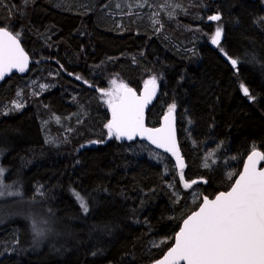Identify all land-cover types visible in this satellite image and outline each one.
Returning <instances> with one entry per match:
<instances>
[{"label": "trees", "instance_id": "16d2710c", "mask_svg": "<svg viewBox=\"0 0 264 264\" xmlns=\"http://www.w3.org/2000/svg\"><path fill=\"white\" fill-rule=\"evenodd\" d=\"M59 1L0 0V26L19 34L31 58H46L45 69L57 71V86L8 115L1 114L2 103L14 98L35 65L0 85V156L6 180L19 181L22 200L50 220L39 238L32 228L33 220L42 221L39 215L3 220L0 264H146L172 244L182 219L203 195L226 190L245 156L253 149L264 152V0H180L183 11L188 7L191 23L188 17L181 21H188L189 29L211 33L223 26L220 44L198 43V54L184 50L195 45L192 32L172 24L162 21L156 34L148 20L128 16L119 27L102 7L104 0L88 3V8ZM216 14L219 21L202 18ZM228 57L238 60L236 68ZM153 77L158 92L146 124L157 126L165 108L176 105L183 181L181 171L169 166L165 171L130 153L134 141L104 138L108 113L96 89L115 80L139 91ZM74 112L86 115L81 136L59 147L46 144L41 120ZM206 151L215 155L209 167L203 164ZM227 166L233 168L231 177ZM192 180L200 190L194 202L184 187ZM72 189L89 198L87 213ZM5 214L0 211V218Z\"/></svg>", "mask_w": 264, "mask_h": 264}, {"label": "snow or ice", "instance_id": "6c2138e0", "mask_svg": "<svg viewBox=\"0 0 264 264\" xmlns=\"http://www.w3.org/2000/svg\"><path fill=\"white\" fill-rule=\"evenodd\" d=\"M138 6L143 7V4ZM153 15L157 16L159 13H153ZM220 19L219 14L208 17L210 21ZM261 19L264 20V17ZM153 23H159V21L154 20ZM222 31L221 26L216 28L211 38L213 45L220 44ZM18 35L0 26V79H3L6 71L16 68L23 72L28 65L29 58L20 46ZM220 50L224 52L223 48ZM225 55L227 56V53ZM228 59L233 68H236L238 60L232 57ZM76 78L81 79L79 76ZM112 84L116 85V81L113 80ZM149 84L153 86L156 84L155 77L146 82L143 96H137L123 83L117 86L115 92L100 90L108 97L106 102L112 113V119L105 125L108 136H115L117 140L122 137L128 140L136 136L146 137L157 148H163L175 156L178 166L183 169V160L179 155L170 119L176 105L173 103L169 106V115L164 117L165 123L162 127L146 128L144 125V108L154 94V88L148 90ZM240 88L249 100L256 99L243 83ZM17 95L20 93L18 92ZM13 104L16 109L22 107L15 101ZM260 161H264V153L253 149L247 157L243 172L239 174L229 191L220 192L214 199L203 197L199 210L184 219L182 227L175 233L174 245L163 259L155 261V264H181V262L184 264H264V168L257 167ZM204 166L209 165L205 163ZM4 171L0 168V176ZM180 178L184 180L182 171ZM196 183V180L185 182L184 187L191 188ZM10 187L4 186L0 181V197L20 194L18 191H4L5 188L10 189ZM71 192L82 211L87 213L89 198L74 189ZM46 225L47 221L33 222L32 228L37 238L45 234Z\"/></svg>", "mask_w": 264, "mask_h": 264}, {"label": "rangeland", "instance_id": "374dc122", "mask_svg": "<svg viewBox=\"0 0 264 264\" xmlns=\"http://www.w3.org/2000/svg\"><path fill=\"white\" fill-rule=\"evenodd\" d=\"M86 1V2H84ZM60 0L59 2L70 4L73 7H81V8H88V3H93L97 0ZM154 1H158L157 4H153ZM164 1L162 4L160 3V0H104L102 3V7H106L107 9V15L111 20L115 19L116 24L119 25V27L123 26V18L132 16V20H137L143 18L148 20V24L154 26L155 33L161 31L162 27V21L166 24V26L169 27V25H174L176 29L179 27L181 31L184 32H192L191 40L192 43L195 45L191 46L187 50L188 52H191L192 54L196 53L198 54V50L195 47L198 43H208L210 45H213L211 43V38L215 34V30L218 26L222 27V25H217L214 27L211 33L200 32L197 30H194L192 28L189 29V22L191 21V18L188 17L187 9L188 7L185 6L184 10H182V3L180 0H161ZM188 2H191L193 0H186ZM187 2V3H188ZM139 4H143V7L138 6ZM163 6V8H162ZM153 13H159V15L154 16ZM212 16V15H210ZM189 19V22L186 20L181 21L182 18ZM180 18V19H178ZM202 18L207 22L208 17ZM154 20H158L159 23H153ZM191 23V22H190ZM171 27V26H170ZM223 36V31H222ZM222 38V37H221ZM175 47L178 48L176 45ZM195 47V48H194ZM223 56H226L223 52H221ZM47 61L46 58H42L41 56H35L32 58V64L34 66L35 73L31 76H28L25 78L24 85L17 89L14 98L10 99L8 101H5L1 105V114L8 115L15 111H18L22 109L24 106H26L29 102L34 101L39 95L45 93L46 91L54 88L57 86V71H53L52 68H46L44 67V62ZM61 68V66H60ZM79 75H72V77L76 78ZM80 77V76H79ZM77 79V78H76ZM81 83L86 84L88 86H91V84L88 81H85L84 79H78ZM147 82V81H146ZM144 82V84L146 83ZM120 85L116 82V85L111 84L110 86H107L105 88H97L96 93L98 95V99L101 101V103L106 107V113H108V104L107 100L108 97L103 95L100 91L101 89L108 90L115 92L117 86ZM157 89L158 85L155 84ZM241 85V83H240ZM43 86V87H42ZM20 93V95H17V93ZM17 102L22 105L19 109H16L13 102ZM169 108L168 106L165 108ZM85 114L77 115L75 112L71 115L66 116H59V115H49L41 120V128H42V135L45 143L52 144L53 146L59 147V145L70 142L72 139H78L82 131L84 129L82 125V120L85 118ZM58 118V119H57ZM107 124V122H106ZM103 125L104 129V138L109 139L108 136V129ZM128 150L130 153H132L135 157H146L148 160L157 163L161 165L165 171H168L167 166L171 168H175L173 162L169 165L167 163L168 156L156 149H154L152 146L148 145L144 141H138L135 140L133 144L128 145ZM211 154V155H210ZM207 158V159H206ZM215 160V155L212 152L206 151L203 156V164L207 163L209 166L213 163ZM208 166V167H209ZM0 168H3L5 171L3 172V175L0 176V181H2L4 186H11L9 188H5L4 191H12V192H19V195H4L0 197V211L5 212L6 214L0 218L2 221H0V224L3 223V220L6 218L12 219L15 217H19L21 214H30L32 219L34 217H38V215L41 217L42 221L50 222L49 218H47L44 213H42L40 210H37L35 208H31V206L27 203H25L22 200V188L20 186L19 181H7L6 180V169L1 163V156H0ZM175 170V169H174ZM225 173L227 177H231L233 175V168L230 166H227ZM190 189V200L196 201L200 197V190L197 187L196 184H193ZM14 209H21L18 212H15ZM37 222L36 220L32 221ZM39 221V220H38ZM41 222V221H40Z\"/></svg>", "mask_w": 264, "mask_h": 264}, {"label": "water", "instance_id": "95a60500", "mask_svg": "<svg viewBox=\"0 0 264 264\" xmlns=\"http://www.w3.org/2000/svg\"><path fill=\"white\" fill-rule=\"evenodd\" d=\"M7 30L10 31L9 29H7ZM10 32L13 33L12 31H10ZM13 34H14V33H13ZM14 35H15V34H14ZM18 40H19V39H18ZM19 43H20V41H19ZM20 46L22 47L21 43H20ZM22 48H23V47H22ZM24 51H25V50H24ZM25 53L28 55V58H29V60H28V65H27L25 71L21 72V71H19V70L16 69V68L11 69L10 71H6V72H5V75H4V77H3V79H0V85H1V83H2L6 78L10 77V76L13 75V74H18V75H22V76H23V75H25V74L28 73V71H29V69H30V65H31V57H30V55H29L28 52L25 51ZM145 85H146V83H145L144 85L141 86V88H140L139 91H137V90H135V89H133V88H131V89L136 93L137 96H143V95L145 94ZM129 88H130V87H129ZM147 88H148V90H152V89L154 88V94L152 95V97H151L149 103H148V104L145 106V108H144V113H143L144 125H145L146 128H160V127H162V126L164 125V123H165V121H164V117H165L166 115H169V113H168V109H166V110L163 112V115H162V117H161V119H160V122H159V124H158L157 126H148V125L146 124V112H147L148 108H149L150 105L154 102V100H155V98H156V86H155V85L153 86V85L149 84V85H147ZM111 119H112V113H111V109L109 108V110H108V121H107V123H108ZM170 119H171V121H172L173 129H174V133H175V140H176L177 147H178V149H179V155L181 156V158H182V160H183V164H184V166H185V161H184V158H183V156H182V153H181V150H180V146H179V142H178V138H177V133H176V119H175V114H174V112L171 114ZM135 140L144 141V142L148 143L150 146H152L154 149H156V150H158V151H161V152L165 153V154L171 159V161L173 162L175 169L178 170V171H181V170H182V169L178 166V163H177V160H176V157H175V156H173L170 152L165 151V149H163V148H157L156 145L152 144V143H151L146 137L136 136V137H134L132 140H128L126 137H122L121 139H119V141H123V142H127V141H135ZM255 150L258 151V152L264 153V152L261 151V150H258V149H255ZM251 152H252V150H251V151L245 156V158H244V160H243V163H242V165H241V167H240V170H239V172L236 174V176L234 177V179H233L231 185H230L226 190H222V191L217 192L213 197H208L209 199H214L215 196L218 195L220 192H227V191L230 190V187L234 184L235 180L238 179L239 174L243 172V170H244V165H245V163L247 162V157H248V155L251 154ZM257 167H258V168H264V161H260V162L258 163ZM183 168H184V167H183ZM203 197H205V196L203 195V196L201 197L200 203H199V205L196 207V209H194L193 211H191L186 217H184V218L182 219V221H181V223H180V225H179V228L177 229V231H176L175 233H177V232L180 230V227H182L184 219H187V217H188L189 215H191L193 212L199 210V206H200V205L202 204V202H203ZM174 236H175V234H174ZM174 243H175V241H174V239H173L172 244H171V245H170V246H169V247L163 252V254H162L160 257H158L157 259H155V260H153V261H150V262H148V263H146V264H155V261L160 260V259H163L164 255H166V253H167L168 250L174 245ZM181 264H184V262H181Z\"/></svg>", "mask_w": 264, "mask_h": 264}, {"label": "flooded vegetation", "instance_id": "af4514ba", "mask_svg": "<svg viewBox=\"0 0 264 264\" xmlns=\"http://www.w3.org/2000/svg\"><path fill=\"white\" fill-rule=\"evenodd\" d=\"M30 55V54H29ZM30 57H31V55H30ZM32 59V58H31Z\"/></svg>", "mask_w": 264, "mask_h": 264}]
</instances>
